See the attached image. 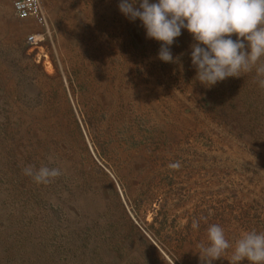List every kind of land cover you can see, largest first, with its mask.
I'll return each mask as SVG.
<instances>
[{"label":"rangeland","instance_id":"obj_1","mask_svg":"<svg viewBox=\"0 0 264 264\" xmlns=\"http://www.w3.org/2000/svg\"><path fill=\"white\" fill-rule=\"evenodd\" d=\"M15 1L0 0V264H206L210 225L233 246L264 232L254 72L202 85L192 35L163 62L120 0H40L50 34L29 46L44 29ZM28 165L62 174L37 184Z\"/></svg>","mask_w":264,"mask_h":264},{"label":"clouds","instance_id":"obj_2","mask_svg":"<svg viewBox=\"0 0 264 264\" xmlns=\"http://www.w3.org/2000/svg\"><path fill=\"white\" fill-rule=\"evenodd\" d=\"M120 0L118 8L129 20L139 19L146 37L162 42L158 58L175 63L171 46L186 29L193 37L191 62L196 79L211 87L228 77L255 73V82L264 89V0ZM235 34L237 39L231 37ZM179 169L180 163L169 165ZM25 175L37 184H48L58 178L59 168L28 165ZM197 229L199 221L193 220ZM209 243L198 244L200 257L206 264L224 256L232 249L230 264L247 259L250 264H264V232H244L235 245L229 243L224 229L210 225Z\"/></svg>","mask_w":264,"mask_h":264},{"label":"built area","instance_id":"obj_3","mask_svg":"<svg viewBox=\"0 0 264 264\" xmlns=\"http://www.w3.org/2000/svg\"><path fill=\"white\" fill-rule=\"evenodd\" d=\"M12 9L16 18L21 20L34 19L44 29L43 33L31 34L27 38V45L37 46L45 40L46 36H49L47 19L43 13L40 0H16Z\"/></svg>","mask_w":264,"mask_h":264}]
</instances>
